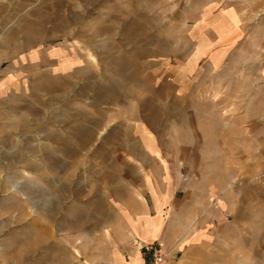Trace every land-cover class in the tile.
<instances>
[{"label":"rangeland","instance_id":"1","mask_svg":"<svg viewBox=\"0 0 264 264\" xmlns=\"http://www.w3.org/2000/svg\"><path fill=\"white\" fill-rule=\"evenodd\" d=\"M169 20L141 0H0V264L88 231L104 238L93 219L143 184L150 219L166 221L154 212L164 174L179 197L193 175L232 176L209 173V71L189 68L196 34ZM242 182L219 203L226 214H209L208 249L170 256L124 224L109 232L119 259L131 237L128 261L155 264L160 249L164 264H264V173Z\"/></svg>","mask_w":264,"mask_h":264},{"label":"crops","instance_id":"2","mask_svg":"<svg viewBox=\"0 0 264 264\" xmlns=\"http://www.w3.org/2000/svg\"><path fill=\"white\" fill-rule=\"evenodd\" d=\"M141 3L145 7L156 6L164 23L169 18L179 23L181 34H196L197 63L189 68L209 71V173L216 169L220 174L221 168L232 176L225 179L218 176L215 180L210 174L193 175L187 183H181L183 195L179 197L173 190L176 182L167 191L168 179L164 174L158 180L161 191L154 193V212L168 216L166 221L150 219V202L146 199L149 187L144 191L146 184H143L124 210L117 207L100 210L101 217L90 222V226L93 223L103 228L104 238H98L97 230L88 231L77 239L64 238L55 248L52 246L36 257L31 255L29 262H22L21 252L15 253L13 264H149L143 253L130 261L122 257L132 252L131 237L122 243L119 259L114 247L118 242L111 239L109 232L124 224L134 230V238L142 243L160 241L163 251L170 256L184 250L193 252L192 248L201 246L208 249L209 214L213 216L215 211L226 214L219 203L238 198L231 193L235 195L244 185L245 176L264 173V0H141ZM215 158L221 161L219 168L214 167ZM135 171V182L145 181L139 168ZM230 183L238 185L229 189ZM213 198H217L216 202ZM85 219L79 218L77 224H83ZM192 231L198 233L194 236ZM80 232L73 234L78 236ZM63 234L71 233L63 231Z\"/></svg>","mask_w":264,"mask_h":264},{"label":"built area","instance_id":"3","mask_svg":"<svg viewBox=\"0 0 264 264\" xmlns=\"http://www.w3.org/2000/svg\"><path fill=\"white\" fill-rule=\"evenodd\" d=\"M157 253L154 255L155 259V264H164L165 263V258L164 255L162 254V251L160 249L155 250Z\"/></svg>","mask_w":264,"mask_h":264},{"label":"bare ground","instance_id":"4","mask_svg":"<svg viewBox=\"0 0 264 264\" xmlns=\"http://www.w3.org/2000/svg\"><path fill=\"white\" fill-rule=\"evenodd\" d=\"M106 29V28H105Z\"/></svg>","mask_w":264,"mask_h":264}]
</instances>
